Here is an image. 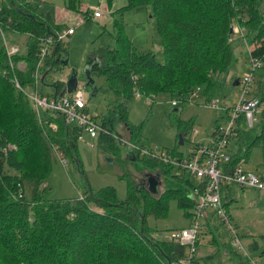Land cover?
<instances>
[{"label":"trees","instance_id":"trees-1","mask_svg":"<svg viewBox=\"0 0 264 264\" xmlns=\"http://www.w3.org/2000/svg\"><path fill=\"white\" fill-rule=\"evenodd\" d=\"M65 3L73 12L81 8L80 0ZM263 3L264 0H127L126 5L116 10L118 13L140 7L149 10L159 36L162 59H157L153 52H136L123 32L122 23L116 20L115 45L107 46L96 60L88 58L86 64L91 77L97 74L106 79L99 86L100 93L112 95L105 97L103 130L99 135L108 151L114 144L135 145L136 156L143 155L145 159L142 169L158 176L164 184L163 190L151 193L141 182L135 185L128 182L126 198L117 200L110 187L93 191L87 186L81 195L69 199L46 195L48 188L44 182L55 157L71 156L81 168L75 147L83 129L59 113L42 110L37 114L26 92L38 83L45 84L51 71L67 59L66 43L55 39L57 32L67 27L55 23L50 13H38L28 0H0L2 28L28 35L25 53L12 56L14 68L10 67L4 47L0 50V264L181 263L186 246L151 236L146 217L159 216L165 198L172 195L180 207H189L185 214L192 220L194 202L188 194L194 181L189 179L186 187L188 182L170 174L172 166L158 159L161 153L181 156L182 151H156L137 143L139 126L128 122L125 100L136 96L135 93L146 97L157 92L182 100L196 87H200L197 91L207 101L212 99L220 88L216 74L233 61L231 43L227 40L233 21L242 28V41L251 45L250 62L259 58L261 67ZM45 35L53 36L54 41L37 68L40 38ZM18 61L24 62L25 67L17 68ZM15 79L20 87L15 86ZM50 85L57 96L68 93L63 80H53ZM250 94L260 101L264 99V72L259 74ZM257 116L259 132L253 137L247 135L244 120L241 115L238 117L234 133L228 137L231 166L246 159L251 147L260 144L263 162L258 172L264 168V109ZM181 122L178 121L183 125ZM119 126L124 127L127 137L118 130ZM141 149L157 154H141ZM228 188L221 191L224 207L230 200ZM91 200L94 207H90ZM207 215L203 216L206 225L211 219ZM197 243L196 239L195 246ZM262 243L259 245L252 238L247 246L250 251L260 250L264 254ZM189 263L205 264V260L194 254ZM239 264H243L240 259Z\"/></svg>","mask_w":264,"mask_h":264},{"label":"rangeland","instance_id":"rangeland-1","mask_svg":"<svg viewBox=\"0 0 264 264\" xmlns=\"http://www.w3.org/2000/svg\"><path fill=\"white\" fill-rule=\"evenodd\" d=\"M28 1L38 13H50L56 20L74 28L75 32L63 40L68 50L67 64L55 67L47 76L46 83H38L32 90L41 96L51 97L53 94L51 81H64L74 70L78 79L77 87L85 94L86 110L89 115L97 116L99 123L106 110L105 97H112V95L100 93L99 86H102L106 79L103 75L93 74L95 89L92 85L91 87L94 92L97 90V93L91 96L93 90L84 87L86 82L84 70L88 58L91 57L93 60L96 57L99 58L107 46L115 45L113 37L117 29L116 20L122 23L123 32L128 36L136 52H153L157 59H162L155 22L146 7L132 8L118 13L116 10L126 5L127 0H80L79 11L71 12L67 9L65 0ZM89 8H98L100 16L93 17ZM236 27L241 28L233 21L230 35L227 37L233 51L232 64L216 74L220 88L215 96L210 97L217 102L216 106L206 104L205 97L197 91L200 87H196V91L193 89L194 92L182 100L170 97L165 92H157L155 96H146L147 99L144 96H133L125 100L128 122L139 126V133L136 135L137 143L145 148L170 153L182 151L186 154L187 148L194 143L207 144L214 125L220 122L224 124L227 116L231 115L230 107L238 101L242 90L241 83L232 86L231 83L235 77L252 76L248 93L245 94V96H250V93L255 90L256 79L261 72H264V62L260 68L251 71L252 64L248 58V49L251 45H245L241 39L242 31L238 33ZM4 40L10 47L16 46L17 53H25L28 42L27 33L3 29L0 32V49L5 44ZM18 63H21L19 69L25 67L24 62L18 61ZM171 101L175 104L171 105ZM222 106L227 107L226 111ZM178 121L184 124L181 125ZM258 121L259 116L252 127H247V135L253 137L258 134ZM179 133H184L183 142L180 145L177 144ZM230 144L231 140H228L227 150ZM262 150L260 144L251 147L241 167L257 173L263 162ZM75 151L81 168L68 155L64 156L65 165L57 157L51 162L44 182L48 188L46 195L49 197L53 199L74 198L90 186L93 191L110 187L114 190L117 200H124L127 196L128 182L133 185L140 179L144 182L146 174L149 173L146 169H142L145 160L143 155L130 160L122 155L121 145L114 144L109 151L103 149L100 141L97 138H91L85 131L82 138L76 141ZM169 173L177 175L180 181L186 180L188 182L186 187H189L188 184L192 179L188 174L176 167H171ZM163 189L164 184L161 182L157 192ZM228 195L230 200L225 204V209L231 220L238 225V243L229 236L223 224L217 221L212 214V209L207 208V217L211 215V219L206 225L204 217H199L200 224L196 228L198 243L195 255L204 259L208 264H239V259L243 264H249V258L255 261V264H264V254L260 250L250 251L247 246L252 238L259 245L264 241V191L231 185L228 188ZM89 204L90 207H94L92 200ZM187 210L189 207H180L174 196H167L162 213L159 216L148 214L146 217V226L152 230L150 235L166 240L165 235L170 231L188 228L190 222L185 214ZM260 235H263V238ZM222 251H228V253ZM245 253L247 257L244 256Z\"/></svg>","mask_w":264,"mask_h":264},{"label":"built area","instance_id":"built-area-1","mask_svg":"<svg viewBox=\"0 0 264 264\" xmlns=\"http://www.w3.org/2000/svg\"><path fill=\"white\" fill-rule=\"evenodd\" d=\"M1 11V8H0ZM93 17H99L100 12L98 8H89ZM3 28L0 23V32ZM236 31L240 33L241 28L236 27ZM74 32V28L65 29L57 35L55 39L64 40ZM54 38L53 36H43L40 38L41 49L38 54L37 68L44 60L47 53L52 47ZM3 45L8 62L11 68H14L12 56L17 53L18 48L16 46L10 47L4 40ZM252 64L251 70L259 68L261 60L255 58L250 62ZM21 63H16V67L20 68ZM37 73V70H36ZM35 73V76L37 74ZM252 76L245 75L238 78V82L242 84V90L239 95L238 101L230 107L231 115L227 116L225 123H217L211 132V138L207 144L194 143L186 150V154L181 152V156H173L165 153H161L158 159L164 163L171 165L172 167L179 168L184 173L193 179L194 185L189 191V197L194 202L193 219L190 220L188 228H181L170 231L165 235L166 239L186 246L184 259L181 263L186 262L188 264L190 257L195 254V242L197 239L196 228L200 224L199 217L207 215L206 209L211 208L212 214L216 217L220 224H223L225 230L228 232L231 238L238 243V230L234 227L221 199V191L225 190L231 185H236L240 188H254L259 191H264V168L257 173L246 170L241 167L240 160L237 165L231 166L229 164L231 155L227 150L228 137L233 134V128L237 124V119L241 115L246 126L251 127L254 122L257 121V114L264 109V99H260L254 95L245 96L248 93L250 87V81ZM15 86L20 87V84L15 79ZM26 95L32 101L33 107L37 114L40 115L42 110H49L53 113H59L65 116L66 120L75 123L77 126L83 129V132H87L90 137H96L99 135L102 129L101 123H99L95 116L89 115L86 108L85 94L76 87L72 92L64 94L63 96H57L53 94L51 97L41 96L40 94L30 90L26 92ZM137 96L138 94L135 93ZM147 99V97H146ZM211 106H216L217 102L213 99L207 102ZM175 102L171 101V105ZM223 108L225 106H222ZM55 127V125H54ZM82 132V133H83ZM116 137V136H115ZM82 138L80 135L79 139ZM122 143H125L123 140ZM132 150H135V145L129 144ZM157 151V150H156ZM156 151H150L148 149H141L140 153L145 155L156 156ZM61 162L65 165L64 158H60ZM81 195V194H80ZM204 214V215H203ZM247 257V253L244 254ZM249 264H255L249 258ZM176 264V263H172ZM205 264H208L205 261Z\"/></svg>","mask_w":264,"mask_h":264},{"label":"water","instance_id":"water-1","mask_svg":"<svg viewBox=\"0 0 264 264\" xmlns=\"http://www.w3.org/2000/svg\"><path fill=\"white\" fill-rule=\"evenodd\" d=\"M61 64L62 65H65L67 64V59H63L61 60ZM85 74H86V82L84 83V87L85 88H91V91L93 90V88L91 87V85L94 87V79L91 77V74H90V70L89 68H87V66H85ZM47 73V71L43 74L42 76V81H43V77L45 76V74ZM66 80V81H65ZM64 80L65 82V85H66V91L69 93V92H72L76 87H77V74L74 70L71 71V73L68 75V77ZM232 86H236L238 84V79L237 77H235L232 81ZM95 89V87H94ZM97 93V90L94 92H92V95H95ZM64 92H62L61 94H59V96H63ZM184 136V133H179L177 135V144H182L183 138ZM129 147V146H128ZM131 148L129 147L128 150H130ZM132 150V149H131ZM147 176L150 175V173H147L146 174ZM152 176H148L147 179H146V187L147 189L151 192V193H156L157 192V178L158 176L155 175L156 179L154 180V178H151Z\"/></svg>","mask_w":264,"mask_h":264},{"label":"crops","instance_id":"crops-1","mask_svg":"<svg viewBox=\"0 0 264 264\" xmlns=\"http://www.w3.org/2000/svg\"><path fill=\"white\" fill-rule=\"evenodd\" d=\"M70 11V10H69ZM71 12H73V11H71ZM50 16H51V18L55 21V23H57V24H63V23H61L59 20H56L54 17H52V15L50 14ZM80 23V22H79ZM79 25V24H78ZM63 26H65V27H67L68 28V26H66L65 24H63ZM66 28V29H67ZM69 28H72V27H69ZM75 33V32H74ZM73 33V34H74ZM4 45V44H3ZM3 45L1 46V49L3 48ZM0 49V50H1ZM97 59V57L95 58V60ZM237 79H238V77H237ZM239 83V82H238ZM238 85V84H237ZM208 102V101H207ZM207 102H206V104H207ZM246 127H248V126H246ZM252 127V126H251ZM118 130L119 131H122L123 132V135L124 136H126L127 135V132L125 131L124 132V127H122V126H119L118 127ZM83 134V133H82ZM127 137V136H126ZM91 138H97L99 141H100V143H101V145H102V147H103V149H107L108 147H106V145H104V138L103 137H101V135H97L96 137H91ZM198 144H200V143H198ZM121 148L123 149V152H122V155L123 156H126L127 158H130V160H134V158L136 157V154H135V151H133V150H128V146H121ZM244 158H242V159H240V163H242V162H244ZM250 171V170H249ZM233 221V220H232ZM234 222V221H233ZM235 223V222H234ZM236 224V223H235ZM237 225V224H236ZM238 226V225H237ZM238 230H239V228H238ZM186 250V249H185ZM222 252H224V253H228V251H222ZM202 259V258H201ZM204 260V259H203Z\"/></svg>","mask_w":264,"mask_h":264},{"label":"flooded vegetation","instance_id":"flooded-vegetation-1","mask_svg":"<svg viewBox=\"0 0 264 264\" xmlns=\"http://www.w3.org/2000/svg\"><path fill=\"white\" fill-rule=\"evenodd\" d=\"M151 175H152V174L150 173V176H151ZM148 176H149V175H148ZM148 176H147V177H148ZM147 177L145 178L144 182H143V179H140L138 182H141L142 184L147 183V182H146ZM151 178H154V180L156 179L155 175H152ZM161 182H162V180H160L159 178H157V189L159 188ZM145 185H146V184H145Z\"/></svg>","mask_w":264,"mask_h":264}]
</instances>
